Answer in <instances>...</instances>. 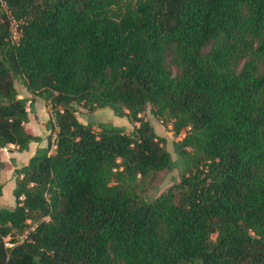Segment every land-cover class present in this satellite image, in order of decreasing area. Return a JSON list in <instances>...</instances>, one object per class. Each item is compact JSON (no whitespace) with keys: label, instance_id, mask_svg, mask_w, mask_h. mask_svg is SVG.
<instances>
[{"label":"trees","instance_id":"trees-1","mask_svg":"<svg viewBox=\"0 0 264 264\" xmlns=\"http://www.w3.org/2000/svg\"><path fill=\"white\" fill-rule=\"evenodd\" d=\"M4 3L0 149L42 139L16 80L50 102L55 138L16 169L0 264H264V0ZM78 106L138 125L96 130ZM148 106L190 161L154 199L139 190L177 163Z\"/></svg>","mask_w":264,"mask_h":264},{"label":"rangeland","instance_id":"rangeland-1","mask_svg":"<svg viewBox=\"0 0 264 264\" xmlns=\"http://www.w3.org/2000/svg\"><path fill=\"white\" fill-rule=\"evenodd\" d=\"M4 11H6V5L4 3V0H0V19L1 13ZM9 27L11 29V33L14 30L17 31V22L11 21ZM15 85L18 89L19 97H29L30 100L28 104L30 105V122L34 125L38 124L40 126L42 139L39 145L46 146L50 135H52L53 140L55 138V133L51 131V119L54 118V110L50 102L37 94L31 93L21 81L16 80ZM150 109V106H148V108L140 115L151 122L159 135L165 137L166 147L172 153L173 159H175L177 164L176 168L174 169L158 171L147 178L144 187L139 190L141 197H144L146 199H154L161 192L168 189L171 185L179 182L181 180V172L187 170L190 165V161L187 155L184 152L182 153L175 146V142L180 141L184 137L185 131H182L180 135H176L172 130L173 125L171 120L168 117H164V120L156 117L151 113ZM77 117L84 123L92 122L93 128L96 130H99L98 123L100 122H108L113 125H123L126 127L128 132H131L134 129V126L138 125V123L129 120L127 117L116 115L115 112L108 107L98 109L97 111L91 113L88 112L86 108L78 106ZM45 126L47 127V129H45ZM9 148L12 149L14 148V146L9 144L7 147L0 149L1 159L3 155L8 154V152L10 151ZM16 169L17 168L13 169L10 161L4 162V167L0 169V183H2L3 185L7 183V187H5L3 195L0 198V207L14 208V206L16 205L13 190L11 194L9 193L10 181L13 179L16 180L17 178V174L15 173ZM29 223L34 226L32 220H29ZM24 234L25 233H17L16 238L18 240H22Z\"/></svg>","mask_w":264,"mask_h":264},{"label":"crops","instance_id":"crops-1","mask_svg":"<svg viewBox=\"0 0 264 264\" xmlns=\"http://www.w3.org/2000/svg\"><path fill=\"white\" fill-rule=\"evenodd\" d=\"M28 123L26 125L30 127V129L32 130V132L35 135H38V136H41L42 137V135H41L42 133H41L40 126L38 124H35L34 125L30 121ZM45 129H47V127ZM40 142L41 141L31 142L30 145H29V149H27L25 151H18V149H16V145L11 144V145L14 146V148H12V149L9 148L10 151L8 152V154L2 156V160L4 162L10 161V164L13 166V169L20 168V167H22L23 165H25V164H27L29 162V159L31 158V156H33L35 154L36 150L39 147H44L42 145H39ZM15 184H16V180L15 179H13V180L10 181V185H9L10 186V189H9V193L10 194H11L12 190L14 189ZM5 187H7V183L5 185H3V191H4Z\"/></svg>","mask_w":264,"mask_h":264},{"label":"built area","instance_id":"built-area-1","mask_svg":"<svg viewBox=\"0 0 264 264\" xmlns=\"http://www.w3.org/2000/svg\"><path fill=\"white\" fill-rule=\"evenodd\" d=\"M20 34L21 33H20L19 29H17V31H15V30L12 31V35H11L12 41L13 42H18ZM28 110H29V106H28ZM33 229H34V226L31 227L29 230H27L25 232V234L23 235V239H25L27 237L29 231L33 230ZM23 239L19 240V241H23ZM4 243H5L6 248H11V247H13L15 245V243L12 241V236L11 235H8V236L4 237Z\"/></svg>","mask_w":264,"mask_h":264}]
</instances>
